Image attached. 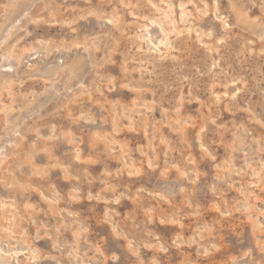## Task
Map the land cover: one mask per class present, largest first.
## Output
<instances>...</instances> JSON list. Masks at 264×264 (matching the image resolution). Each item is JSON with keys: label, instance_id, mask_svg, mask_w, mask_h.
Returning <instances> with one entry per match:
<instances>
[{"label": "rangeland", "instance_id": "1", "mask_svg": "<svg viewBox=\"0 0 264 264\" xmlns=\"http://www.w3.org/2000/svg\"><path fill=\"white\" fill-rule=\"evenodd\" d=\"M0 264H264V0H0Z\"/></svg>", "mask_w": 264, "mask_h": 264}, {"label": "bare ground", "instance_id": "2", "mask_svg": "<svg viewBox=\"0 0 264 264\" xmlns=\"http://www.w3.org/2000/svg\"><path fill=\"white\" fill-rule=\"evenodd\" d=\"M198 230V229H197Z\"/></svg>", "mask_w": 264, "mask_h": 264}]
</instances>
